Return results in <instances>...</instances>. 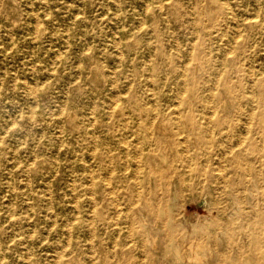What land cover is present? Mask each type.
Listing matches in <instances>:
<instances>
[{"label":"rangeland","instance_id":"1","mask_svg":"<svg viewBox=\"0 0 264 264\" xmlns=\"http://www.w3.org/2000/svg\"><path fill=\"white\" fill-rule=\"evenodd\" d=\"M55 261L264 264V0H0V264Z\"/></svg>","mask_w":264,"mask_h":264},{"label":"bare ground","instance_id":"2","mask_svg":"<svg viewBox=\"0 0 264 264\" xmlns=\"http://www.w3.org/2000/svg\"><path fill=\"white\" fill-rule=\"evenodd\" d=\"M116 1V0H115ZM147 7V6H146ZM162 7V6H161ZM143 23V22H142ZM142 25V24H141ZM140 26V25H139ZM238 28V27H237ZM117 33V32H116ZM115 40H117V39H115ZM118 44V43H117ZM120 47V46H119ZM120 49H121V47H120ZM230 50V49H229ZM121 52V51H120ZM224 61V60H223ZM150 63V62H149ZM114 72V71H113ZM116 77V76H115ZM150 77V76H149ZM153 82V81H152ZM253 82V81H252ZM116 84H117V82H115ZM247 84V83H246ZM28 85V84H27ZM29 88V87H28ZM34 88H36V87H34ZM34 90V89H33ZM36 90V89H35ZM117 92V91H116ZM178 93V92H177ZM152 95H154V94H152ZM35 97V96H34ZM262 98H263V96H262ZM114 102H115V100H113ZM115 105V104H114ZM213 107V106H212ZM112 108V107H111ZM209 118V117H208ZM126 122V121H125ZM129 122V121H128ZM130 123V122H129ZM148 124V123H147ZM151 124V123H150ZM133 125V124H132ZM136 126V125H135ZM151 126V125H150ZM150 126H149V129H150ZM182 128V127H181ZM182 130V129H181ZM137 132H138V130H137ZM241 140V139H240ZM161 141V140H160ZM124 142V141H123ZM164 142V141H163ZM184 142V141H183ZM187 142V141H186ZM139 143V142H138ZM202 144V143H201ZM204 145V144H203ZM146 146V145H145ZM185 149V148H184ZM141 151H142V149H140ZM174 151V150H173ZM187 152V151H186ZM127 154V153H126ZM187 154V153H186ZM193 154V153H192ZM137 155V154H136ZM201 156H202V154H201ZM136 157H138V156H136ZM137 159V158H136ZM188 160V159H187ZM138 162H140V161H138ZM168 162V161H167ZM222 162V161H221ZM221 162H220V164H221ZM136 164V163H135ZM180 164H181V162H180ZM186 165V164H185ZM87 166V165H86ZM200 166V165H199ZM139 167V166H138ZM121 169V168H120ZM193 172H194V170H193ZM208 172V171H207ZM136 173V172H135ZM138 173V172H137ZM136 173V174H137ZM90 174V173H89ZM196 174V173H195ZM205 174V173H204ZM108 175H109V173H108ZM103 176V175H102ZM91 177H93L92 175H91ZM108 177V176H107ZM181 179H182V177H180ZM220 178V177H219ZM137 180H138V178H136ZM180 179V183L182 182V180ZM225 179V178H224ZM219 181V180H218ZM108 183V182H107ZM220 188V187H219ZM110 189V188H109ZM119 189V188H118ZM90 190H91V188H90ZM137 190V189H136ZM221 191H222V189H221ZM112 192V191H111ZM253 193V192H252ZM261 194V193H260ZM75 198V197H74ZM95 199V198H94ZM74 200V199H73ZM253 200V199H252ZM115 201V200H114ZM75 203H77V202H75ZM116 203H118L117 201H116ZM119 204V203H118ZM132 204H136V203H132ZM238 204V203H237ZM77 207V206H76ZM182 207V206H181ZM179 209V208H178ZM183 209H185V208H183ZM116 210H117V207H116ZM91 211H92V209H91ZM116 213V212H115ZM111 214V213H110ZM116 215H117V213H116ZM116 217V216H115ZM74 220V219H73ZM72 222V221H71ZM90 223V222H89ZM91 224V223H90ZM243 225V224H242ZM92 226V225H91ZM69 227V226H68ZM67 227V228H68ZM93 228V227H92ZM70 230V229H69ZM90 230V229H89ZM90 232H91V230H90ZM94 232V231H93ZM256 232V231H255ZM129 233H130V231H129ZM68 234H69V232H68ZM71 234V233H70ZM92 235V234H91ZM139 237H140V235H139ZM143 237V236H142ZM149 237V236H148ZM94 238V237H93ZM151 238V237H150ZM262 238V237H261ZM92 240V239H91ZM107 240V239H106ZM145 240V239H144ZM208 240V239H207ZM68 241H70V238H69V240ZM203 241V240H202ZM132 242V241H131ZM109 243V242H108ZM143 243V242H142ZM91 244V243H90ZM93 244V243H92ZM111 244V243H110ZM113 244V243H112ZM67 246H68V244H66ZM152 245V244H151ZM156 246V245H155ZM92 247V246H91ZM190 247V246H189ZM58 249V248H57ZM243 250V249H242ZM135 251V250H134ZM252 251V250H251ZM92 253V252H91ZM238 254V253H237ZM245 254V253H244ZM158 255V254H157ZM57 257H59V256H57ZM200 257V256H199ZM26 258H28V257H26ZM29 259V258H28ZM55 259H57V258H55ZM142 259V258H141ZM205 260V259H204ZM57 261V260H56ZM56 261L54 262V263H56ZM92 261V260H91ZM94 261V260H93ZM143 261V260H142ZM200 261V260H199ZM26 263V262H25ZM142 263V262H141ZM140 263V264H141ZM57 264V263H56Z\"/></svg>","mask_w":264,"mask_h":264}]
</instances>
